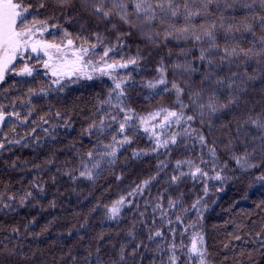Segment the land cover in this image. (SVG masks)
Here are the masks:
<instances>
[{"label": "trees", "instance_id": "obj_1", "mask_svg": "<svg viewBox=\"0 0 264 264\" xmlns=\"http://www.w3.org/2000/svg\"><path fill=\"white\" fill-rule=\"evenodd\" d=\"M21 2L29 11L25 16L27 22L44 21L51 28L45 35L46 40L64 43L65 39L71 38L78 45L94 44L96 48L90 51V55L95 59L103 55L106 47L113 46L115 51L106 58L108 61H123L139 56L136 65L115 71L118 79L131 77L129 83L124 86L126 96L122 98V103L125 108L134 110V113L130 114L133 115L137 130L133 142L120 149L115 162L108 163L110 158L105 157L101 161V167L93 169V178L88 179L81 177L80 172L91 168L94 160L107 151L102 145L111 143L112 135H117V139L121 138L118 135V123H112V127L103 135H99V139L95 130L92 136L84 134V129H87L93 120L105 119L106 112L116 116L117 121L122 120L126 114L102 103L110 95L113 98L112 105L117 103L116 93L112 91L115 84L110 80H78L77 83L68 84L62 91H48L46 95L34 96L32 103L39 115L57 111L62 114L61 117L49 115L47 124L40 122L39 126L33 125L31 121L36 118L34 114L25 125L19 124L15 117H12L0 126V142L5 143V149L0 150V194L5 197L4 203L12 204L11 209L0 211V247L16 248L20 253L16 257H5L4 264H97V256L100 257V264H151L153 260L159 264L161 258L166 260L167 250L157 254L141 246L135 258L129 255L139 240H143L149 249H155L156 244L160 242V238L155 242L148 241L146 228L137 225V239L129 243L128 230L134 222L141 219L147 221L153 230L162 226L166 244L173 240L169 227L174 228L175 242L180 244L182 241L186 244L185 250L191 245L193 230L198 229L204 236L207 264H236L237 261L242 264H264V247L255 236L256 232L264 228V180L259 179L264 175V156L259 152L254 153L250 162L258 166L250 169H241L236 161L230 160L233 171L227 168V173L232 175L228 176V182L225 181L226 189L216 193L214 190L220 185V180L213 178L209 185L215 194L209 196V208L205 209V203L196 207L197 223L190 226L193 208L188 207L187 200L191 197L192 204L193 195H201L205 177L192 179L185 176L178 184L170 183L168 178L172 174H178L175 169L177 160L192 161L193 171L196 166L202 170L206 169L208 163L210 164V160H207L208 147H202L194 137H184L178 138L179 147L171 146L170 149L152 152L155 134L152 131L145 132L144 126L135 119L137 116L147 117L149 113L161 108L179 111L175 91L171 90L172 83H177L184 88L181 100L189 105L184 109L185 115L195 117L189 122L191 128L203 134L209 146L218 144L222 150L223 145H228L229 150L237 152L238 155H242L245 148L251 152L252 147L259 143L253 141L252 137L260 133L252 125L244 124V121L249 117L264 118V68H260L255 61L245 65L237 60L232 65L226 63L222 69H215L217 76L227 78L232 77L233 72L242 74L247 68L248 73L257 74L259 78L240 85V76L232 77L237 80L240 88L246 89L240 91L237 88L232 93L239 96V101L215 113H209L205 108L201 116L200 104L206 105L213 93L218 103H227L230 90L217 89L214 84L208 82L202 83V74L208 69V65L198 57L200 48L207 46L205 42H197L191 37L176 38L180 34L175 32L173 35H166L173 31V26L177 29L185 26L183 8L181 15L176 17L157 9L155 21L146 23L141 14L140 18L131 15V23H125L115 14L104 18L94 13L92 3H98L99 0H88L87 3L85 0H71L68 6H60L56 0ZM152 2L155 3V0ZM176 2L182 6L184 0ZM227 2L233 3L234 6L226 8L225 0H220L218 7L211 6L212 15L197 16L188 26L198 28L201 24H219L221 15L226 23L242 26L246 22V16L260 12L258 0L255 4L252 0ZM128 3V11L131 13L134 0H128ZM198 3L199 0L196 4L189 0V6L193 9ZM244 4H252V8H245ZM17 27H22L20 21ZM254 27L256 36L264 35L257 25ZM65 30L71 35L65 37ZM96 34H99L100 40L96 39ZM226 35L229 39L234 35L235 40L245 48L254 42L252 34L248 32L225 34L218 28L217 38L221 46L226 43ZM118 37L121 39L118 40ZM44 61L41 54L30 51L19 55L13 67L18 70L27 63L35 69L33 75L27 77L10 73L0 85V90L15 84L16 87L9 88L4 95L26 98L29 88L39 90L42 86L46 87L50 84V79L44 75L45 69L42 71ZM189 63L198 71L189 73L174 67L176 64ZM162 66L166 69L165 76L169 81L167 87L171 91L168 92L160 91L163 85L156 89L145 86L148 81L155 82ZM36 68L39 69L36 71ZM258 68L260 72H257ZM193 93L200 94L199 98L193 97L195 103L190 99ZM0 103L6 106V111L18 110L22 114L24 112L22 107L14 109L9 106V100L4 99L3 95H0ZM106 123L110 121L106 120ZM66 124L71 126L67 127ZM151 124L156 125L155 133L159 134L161 139H167L172 133L182 132L183 127L188 126L181 122V125L173 124L161 128L159 119ZM12 125H15V131L12 130ZM52 125L56 127L53 128ZM128 134L133 135V132ZM16 140H20V143H8ZM136 150H145L148 154L137 158L132 155ZM89 151L94 153L92 158L87 156ZM222 154L224 152L219 153L218 160ZM159 161H165L167 168L142 194L129 196L143 180L156 175ZM182 170L187 172L189 168L185 165ZM214 171L213 173L216 172ZM52 177L56 178L55 182ZM33 181L42 185L44 193L38 202L30 200L24 206H19V198L26 191H36L32 187ZM184 194L186 199L181 201ZM12 196H15L16 200L8 199ZM158 196L163 197L162 203L168 217L175 220L173 226L161 221L159 211L155 214L152 212ZM121 197H126L131 203L125 202L118 219H109L108 208ZM169 199L177 202L174 209L168 208ZM52 201L55 202V207H49ZM2 206L0 204V207ZM140 212L144 213L143 217L139 215ZM177 216H180L182 224L176 221ZM153 220L155 224L152 223ZM15 228H19V232H14ZM235 235H239L241 239H233ZM122 245H127L125 261H120L119 256ZM241 251L245 255L241 256ZM248 253H252L251 260ZM184 259L182 255L181 260ZM191 264L198 262L194 260Z\"/></svg>", "mask_w": 264, "mask_h": 264}, {"label": "snow or ice", "instance_id": "obj_2", "mask_svg": "<svg viewBox=\"0 0 264 264\" xmlns=\"http://www.w3.org/2000/svg\"><path fill=\"white\" fill-rule=\"evenodd\" d=\"M56 2L60 6H68L71 4V0H56ZM87 3L88 0H85ZM197 0H192L193 4H196ZM252 3H257V0H252ZM260 6V12H257L255 15L246 16L245 23L243 25H237L234 23H226L223 15L219 17V24L217 22H212L210 24H201L198 28H190L188 24L191 20L197 16L207 17L212 15L211 6L216 5L217 7L220 4V0H199L198 6L193 9L189 6V0H184L183 5L181 6L176 0H155V3L152 0H134V8L130 13L128 11L129 3L128 0H99V2H93L92 8L94 13L101 15L104 18H109L113 14L119 16L121 20L125 23H131L129 17L131 15H136L137 18L141 17L143 20L147 22H152L157 19V9L161 12L170 13L172 17H176L181 15V8H183V16L186 24L183 28H175L173 26V31H169L166 35H173L175 33H179L180 35L176 38H189L191 37L197 42H205L206 47H201L199 50L198 59L208 65V69L202 74L203 82H208L209 84H214L217 89L227 88L230 90L229 99L227 103L221 104L217 102V98L215 97V93L208 98V103L200 104L199 108L201 111V116H203V109L207 108L209 113H215L221 109H226L230 105L236 104L239 101V96L232 94L239 88L240 91H246L244 88H240V85L246 83V81H254L259 78L257 74H250L245 68L242 74H238L233 72L232 77L240 76V85H237V80L232 77H219L216 75L215 69H222L224 64L232 65L237 60L241 64L247 65L250 61H255L260 68H264V35L256 36V28L254 25H257L261 32H264V0H258ZM234 6L233 3H228L225 0V7L232 8ZM245 8L251 9L252 4H244ZM43 7V4H41ZM28 12V8L23 5L21 0H0V85L5 82L6 76L10 73H15L18 76H32L35 69L29 66L27 63H24L23 67L18 70L13 67L14 61L16 60L18 55H22L24 52H27L29 49L33 53H38L39 51H43L44 54L48 57L46 61H44V68L50 69L52 76L55 79H52L50 84L46 87H40L39 90L29 88L26 94V98H11L7 95H4L9 91V88H15V84L9 85V88H4L0 90V95H3L4 99L9 100V106L14 109L17 107H22L24 109L23 114L21 111L13 110L6 111V106L0 103V126L4 125L6 120H9L12 117H15L16 122L21 125H25L29 122V118L36 115L35 119H32L31 123L33 125L39 126L40 122L44 124L48 123V116L54 115L56 117H61V112L57 111L55 113H45V115H39L36 111L35 105L32 103V98L34 96L46 95L48 91H56L59 89L62 91L64 87L67 85L62 83L65 77H70L73 75L76 76H84L88 79H92V76L89 72L85 71V68H91L92 71L98 72L101 75H111V72L118 68H127L128 65H136L138 63L139 56L132 57L123 61H112L108 62L109 54L115 51V46L106 47L103 50V55L100 56L99 62L94 63L91 58L86 59L90 51H93L96 48V45L91 44L87 47L84 44L76 45L74 40L69 38L66 40V43L57 44L50 43L42 39H37L36 37L39 34H42L43 31L47 30V23L44 21L37 22L32 21L31 23L27 22L25 18V14ZM20 21L22 27H17V22ZM251 21V22H248ZM161 22H163L161 20ZM223 31L225 34H234L236 32H248L253 36V43L250 47H242L238 41L235 40V36L231 35L229 39L228 35L225 36L226 43L221 46L218 42L217 38V30ZM199 32V34H197ZM70 33H67L65 30V37L70 36ZM96 39L100 40L99 34H96ZM121 39L118 37V40ZM103 43V41H101ZM71 50V52H69ZM69 55H71V59H69ZM177 69H183L189 73L198 71L189 64H176L174 65ZM239 67V64H237ZM260 68L257 69V72H260ZM159 75L155 79V82L148 81L145 85L149 89H156L158 86L163 85L164 87L160 89L161 92H168L171 90L175 91L177 97V104L179 106V111L163 109L149 113L147 117H135V119L140 121V124L144 126V131H152L155 134V145L151 149L152 152H159L160 149H170L171 146L178 145V138H195L198 140L199 144L202 147H208V151L212 156H215V146H209L207 144L206 137L201 134L197 129L191 128L189 122L195 119L194 116H186L184 113V109L188 108L189 105L184 104L181 100V96L184 94V88L180 87L177 83H172L171 90L167 87L169 81L166 79L165 72L166 69L162 66L159 70ZM131 77H123L117 79L113 77L115 87L113 88V92L116 93V101L117 103L112 105V97L111 95L103 104H107L110 107H114V109H118L120 112L126 113L122 120L117 121L116 116L111 115L110 113H105V119H100L99 121L93 120L87 129H84V134L88 136L93 135V130L97 133V139H99V135H103L106 133L111 127L112 123H118V135L121 137L117 139V135H112V142L107 145H102L107 151L100 154L99 159H95L92 163V167L80 172L81 177H86L88 179L93 178V169H98L101 167V161L104 160L105 157H109L108 163H114L115 158L117 157L118 152L121 148H124L125 145H130L133 142L135 131L137 130V125L133 122V115L130 113H134L133 109L125 108L122 103V98L126 96L124 86L127 85L130 81ZM159 95L160 93H155ZM199 93H193L190 99L199 98ZM193 103H195V99H193ZM159 119L160 127H168L169 125H181V122L188 125L187 127H183L182 132L172 133L167 137V139H161L159 134L155 133L156 125L151 124L152 121ZM110 121V123H106ZM203 123V120H201ZM244 124L252 125L254 129H256L260 135L253 136V141H258L259 143L252 147L251 152L245 148V151L242 155H234L233 159L236 161V164L241 169H250L257 167V164L250 162V157L259 152L262 156H264V118L257 117L252 118L249 117L248 120L244 121ZM67 127H70V124H66ZM53 128L56 125H52ZM12 130L15 131V125H12ZM35 131V128L32 129ZM47 132V129H45ZM115 131V130H114ZM239 131V129H238ZM129 132H133V135H129ZM8 143L19 144L20 140L16 141H8ZM182 143V139H181ZM186 147V145H185ZM5 149V143L0 142V150ZM147 151L145 150H136L133 151L132 155L134 157L140 158L144 155H147ZM89 158L94 156L92 151L87 153ZM203 162V161H202ZM51 163V161H49ZM193 162L190 160H177L175 162V169L178 170V174H172L169 176V182L172 184H178L181 182L182 178L188 176L192 179H196L198 176L200 178H204L208 176V173L203 171L199 166H196L194 171L192 170ZM15 165L13 162L12 166ZM187 165L189 171L185 172L182 170L183 166ZM167 163L165 161L158 162V171L156 175L149 177L138 184L133 192L129 193V196L142 194L145 188H148L149 185L156 180L157 176L160 175L161 172L167 168ZM216 180H223L225 177L221 176L220 172H216L213 177ZM55 177H52V181L55 182ZM72 179H76V177H72ZM259 179L264 180V175L259 177ZM32 187L36 190L26 191L23 196L19 198V206H24L30 200H35L38 202L39 197L44 193L45 189L42 187L40 183L33 181ZM205 194H207V188H205ZM5 197L3 194H0V204L3 206L0 207V211H4L5 209H11L12 204L4 203ZM9 200H16L15 196L8 197ZM126 197H121L119 200L115 201L110 208H108V218L109 219H118L120 216L121 208L125 205ZM157 202L152 208V212L155 214L157 211L160 213L161 221H166L169 226L173 224L171 219H168L167 211L164 209V205L162 203L163 197L158 196L156 198ZM131 203V201H128ZM147 203V202H146ZM200 203L199 200L196 201L192 207H196ZM177 202L169 199L168 208L174 209L176 207ZM49 207H55V202L52 201L49 204ZM187 211V209H185ZM139 215L141 217L144 216L143 212H140ZM176 221L179 223H183L180 216L176 217ZM155 224V220L152 221ZM137 225L144 226L147 230V240L150 242H155L157 238H160V242L156 244L155 249H149L148 245L145 244L143 240H139L132 247L129 255L132 258H135L139 253L141 246H143L148 251H154L157 254L164 253L167 250V258L166 260L161 258L159 260V264H191L192 261H197L198 264H207V249L204 241V236L202 233L197 232L191 238V245L185 250V246L181 241L180 244L175 242V229L169 227V233L172 235L173 240L171 243H165V233L163 227H157L153 230L152 227L148 226V222L141 219L138 222H134L132 227L128 230L129 243L137 239ZM14 232H19V228L13 229ZM187 231V229H185ZM264 228L261 229L260 232H256L255 236L259 239V242L262 247H264ZM251 235V234H250ZM233 239L240 240L241 237L239 235H235ZM127 245H122L120 248V261H125V250ZM99 252V249H97ZM179 253V254H178ZM20 255L16 248L8 249L6 247H0V264H4V258H11ZM184 256L185 259L182 261L181 256ZM241 256L245 255L243 251L240 253ZM248 258L251 260L252 253H248ZM97 264H100V257L97 256ZM151 264H157L156 260H153ZM236 264H242L241 261H237Z\"/></svg>", "mask_w": 264, "mask_h": 264}, {"label": "rangeland", "instance_id": "obj_3", "mask_svg": "<svg viewBox=\"0 0 264 264\" xmlns=\"http://www.w3.org/2000/svg\"><path fill=\"white\" fill-rule=\"evenodd\" d=\"M29 13V11L25 14V16L27 15ZM17 24H18V22H17ZM51 28H49L48 26H47V30L46 31H43V33L42 34H39L36 38L37 39H42V40H45V41H47V42H50V43H56V42H53V41H49V40H46L45 39V35L48 33V31L50 30ZM66 40L67 39H65V42L64 43H66ZM75 43V42H74ZM57 44H62V43H57ZM76 44V43H75ZM76 45H78V44H76ZM85 47H87V46H85ZM28 51H30L31 52V50L29 49ZM27 51V52H28ZM69 52H71V50H69ZM25 53V52H24ZM33 53V52H32ZM34 54H41L42 56H43V58L45 59V61L48 59V57L44 54V52L43 51H39L38 53H34ZM18 57H19V55L17 56V58H16V60L18 59ZM72 57H71V55H69V59H71ZM88 58H91L92 60H93V62L94 63H98L99 62V59H95V58H93L91 55H90V52H89V54H88V57H86V59H88ZM15 60V61H16ZM14 61V62H15ZM109 63H111L112 61H108ZM131 65V64H130ZM130 65H128V66H130ZM41 68H42V71H43V69H45V71H43L44 72V75H46L49 79H50V82H51V80L52 79H55V77H53L52 76V73H51V70L50 69H46V68H44V64L41 66ZM37 69H39V68H36V71H37ZM118 69H122V68H118ZM118 69H115V70H113L112 72H111V75H101L100 73H98V72H94V71H92V69L91 68H88V67H86L85 68V71H87V72H89V74L92 76V79H88V78H86V77H84V76H76V75H73V76H70V77H65L64 78V80L62 81V83H64V84H66V85H68V84H70V83H77L78 82V80H85V79H87V80H90V81H93V80H106V79H108V80H110L111 82H113L114 83V80H113V77H116L117 79H118V77H117V75L115 74V71L116 70H118ZM27 77H31V76H27ZM115 84V83H114ZM66 87H64V89H65ZM57 90H59V89H57ZM56 90V91H57ZM216 144V143H215ZM213 146H215V156H212L211 154H210V152H208V159L207 160H210V164L208 163V165H207V168L206 169H203L205 172H207L208 173V176L207 177H205V180H204V182L202 183V185H203V188H201V190H202V193H201V195H193V200H192V204H191V197H189L188 198V200H187V202H188V207H190L191 209L193 208V214H192V217H191V219H190V226H193V224H195V223H197V220H196V218H197V211H198V209L196 208V207H198V206H200V204L202 205V203H205L204 204V207H205V209L206 210H208V208H207V206H209V205H207V204H209L210 202H209V196L211 197V196H213L214 194H215V192H213L212 191V188H211V182H213V177L212 176H215V174H216V172H220V174H222L221 176H223V177H225L226 179H223V180H220V185H217V189L216 190H214V191H216V193H219L220 191H222L221 189H226V187H227V185L225 184V181H227L228 182V176H231L232 175V173H227V168L228 169H231L230 171L232 172L233 171V169L231 168L232 167V165L229 163L230 162V160H234L233 159V156L234 155H238V153L237 152H232V151H230L229 150V147H228V145L227 146H225V145H223L222 146V150L220 149V147L218 146V144H216V145H213ZM221 152H224V154H222V157L221 158H219V160L217 159V157L219 156V153H221ZM235 161V160H234ZM229 165V166H228ZM231 166V167H230ZM216 172H215V171ZM213 171L215 172V173H213ZM210 184V185H209ZM172 185V184H171ZM173 189L175 188V186L173 185V187H172ZM205 188H207V194H205ZM224 189V190H225ZM180 191H181V189L179 188V193H180ZM189 192V191H188ZM185 194H184V196H182V198H181V201H185ZM194 199H195V201H194ZM179 200H180V197H179ZM197 200H199L200 201V203L194 208V207H192V205L193 204H195L196 203V201ZM126 203H128V201L126 200L125 201ZM203 206V205H202ZM168 219H171L170 217H168ZM188 220H189V218H188ZM172 221H174L175 222V220H172ZM166 225H167V223H166ZM173 226V225H172ZM197 232H199L198 231V229L196 230V229H194L193 230V233H192V237H193V235L195 234V233H197ZM184 246L186 245V244H183Z\"/></svg>", "mask_w": 264, "mask_h": 264}]
</instances>
